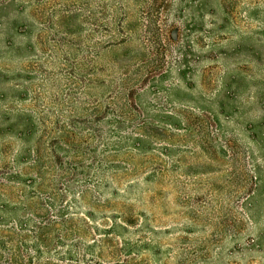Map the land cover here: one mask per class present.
<instances>
[{"label":"rangeland","instance_id":"1","mask_svg":"<svg viewBox=\"0 0 264 264\" xmlns=\"http://www.w3.org/2000/svg\"><path fill=\"white\" fill-rule=\"evenodd\" d=\"M120 23L130 41L117 51L109 28ZM172 24L187 34L189 90L169 70L176 53L144 32L166 47ZM163 113L180 129L141 150L120 142ZM86 120L99 137L89 149L109 165L76 174L89 186L75 210L86 225L57 228L74 229L62 242L78 244V262L53 264H264V0H0V171L13 214L31 209L34 139L48 150Z\"/></svg>","mask_w":264,"mask_h":264},{"label":"trees","instance_id":"2","mask_svg":"<svg viewBox=\"0 0 264 264\" xmlns=\"http://www.w3.org/2000/svg\"><path fill=\"white\" fill-rule=\"evenodd\" d=\"M171 26L174 27V31L173 34H170L169 44L166 47L161 44L154 45L156 42L153 35L150 36V29H144V32L149 35L147 41L150 47L156 49V52L168 50L172 54L176 53L177 56L174 58L176 67H170L169 70L174 72L180 85H184L186 90H189L192 89L193 84L187 79L190 73L185 58L186 47H188L185 45L187 34L176 25L172 24ZM169 28L170 26L167 25L161 31L166 34ZM190 30L188 28V31ZM128 31L121 23L116 28H109V33H116L118 42L115 41L114 45L108 46L117 51L126 46L130 41ZM178 87L179 85L176 84L174 88ZM100 110L101 107H94L92 115L100 113ZM192 115L193 113L188 112L186 118L189 119ZM180 121L174 115L163 113L155 121L141 122L138 125L139 132L135 138L128 137L120 142H128V145L134 149L141 150L145 147L143 142L147 138H160L164 136L163 130L180 129V123L183 122ZM90 123L91 121L86 120L85 124L84 122L80 123L79 131L67 130L58 137L51 136L48 150L40 151L44 144L42 137L34 139V175L36 177L34 178L32 201L29 202V205L24 203L25 209L31 208L28 209L29 214L26 217L22 214H13L15 207L8 208L6 201L3 200L2 196L6 195L5 182L9 179L5 172L0 171V264H53L52 258L60 263L72 260L78 262V260L72 259L75 258L74 254L78 244L67 245L62 242L66 237L71 238L74 234V229L71 228L66 233L64 231L67 229L66 227H84L87 222L80 218L75 210L82 204H88L89 186L84 184V180L75 182L74 179L78 172L82 174L87 172V175L93 174V176L99 175L100 172L105 171V167L101 166L109 165L106 162L107 158L94 153V149L93 151L89 149L90 144L99 138L91 127L92 125H87ZM150 125L154 130L152 135L148 133ZM187 127H189L188 124ZM82 145H84V149L81 148ZM108 145L109 143H102V151L108 152ZM46 146L48 147L47 144ZM78 146L79 149H76ZM60 150L65 155H60ZM95 155L98 156L96 162ZM41 157L45 158L46 164L40 163ZM78 162L79 164H77ZM106 168L108 169L109 166ZM78 182L80 185L76 186ZM21 196L23 195L21 194L19 197ZM20 199H22L21 202H24L23 197ZM57 227H64V229ZM55 233H57V239L55 238L57 243L52 242Z\"/></svg>","mask_w":264,"mask_h":264}]
</instances>
